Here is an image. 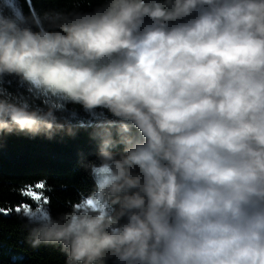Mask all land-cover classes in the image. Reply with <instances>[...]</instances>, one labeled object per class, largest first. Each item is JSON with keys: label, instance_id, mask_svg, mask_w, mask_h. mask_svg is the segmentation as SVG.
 Listing matches in <instances>:
<instances>
[{"label": "clouds", "instance_id": "9594fccd", "mask_svg": "<svg viewBox=\"0 0 264 264\" xmlns=\"http://www.w3.org/2000/svg\"><path fill=\"white\" fill-rule=\"evenodd\" d=\"M70 3L0 2V83L106 113L93 190L22 213L27 242L64 264H264V0ZM57 110L0 89V137L74 135Z\"/></svg>", "mask_w": 264, "mask_h": 264}, {"label": "trees", "instance_id": "16d2710c", "mask_svg": "<svg viewBox=\"0 0 264 264\" xmlns=\"http://www.w3.org/2000/svg\"><path fill=\"white\" fill-rule=\"evenodd\" d=\"M10 1L11 5H8ZM7 5L6 14L17 19L36 17L50 9L71 8L70 0H0ZM94 7L96 0H88ZM90 10V9H88ZM0 89L6 90L38 110L56 106L14 76L5 77ZM56 115L71 126L74 135L60 132L49 139L44 135L10 134L0 137V264H64L65 257L58 247L42 245L33 248L27 242V221L23 211L15 209L25 203L33 207L23 191L31 187L50 198L52 214L66 211V204L75 200L78 192H91L94 182L82 167V162L97 159V144L91 139L96 122L106 113L97 110L93 115L81 106L67 103L58 107ZM44 183L37 190L35 185ZM52 189V190H50ZM45 205H43V208ZM79 207V205H77ZM24 214V213H23ZM25 215V214H24ZM111 264V262H109Z\"/></svg>", "mask_w": 264, "mask_h": 264}, {"label": "snow or ice", "instance_id": "6c2138e0", "mask_svg": "<svg viewBox=\"0 0 264 264\" xmlns=\"http://www.w3.org/2000/svg\"><path fill=\"white\" fill-rule=\"evenodd\" d=\"M35 188H36L37 190H42V189L45 188V184H44V183H37V184L35 185ZM23 196H24V197H30V198H31L33 201H35V202H42L43 205H46V204L50 203V200H49L48 198H46V197L42 194L41 191H33V190L31 189V187L28 188L26 191H23ZM15 211H16L17 213L23 211V213H24L25 215H29V214L32 213V209H31V208L28 206V204H26V203H25L22 207H17V208L15 209ZM36 211H37V212L41 211V207L39 206V203H38V206L36 207Z\"/></svg>", "mask_w": 264, "mask_h": 264}, {"label": "rangeland", "instance_id": "374dc122", "mask_svg": "<svg viewBox=\"0 0 264 264\" xmlns=\"http://www.w3.org/2000/svg\"><path fill=\"white\" fill-rule=\"evenodd\" d=\"M8 2V5L12 6L10 1H7ZM36 94L38 95H42L44 96L46 99H48L50 101V103H52L53 105H56L58 107H61L62 109H65V106L67 103V101H64L62 98H56V97H49L47 94H43V93H40V92H37V91H34ZM88 112V111H87ZM89 114L93 115L94 112H88ZM30 198V197H29ZM31 199V198H30ZM32 201V205L33 207H37L38 206V203H39V206L41 207V210L43 209V204L42 202H35L31 199ZM33 207H30L31 209H33Z\"/></svg>", "mask_w": 264, "mask_h": 264}]
</instances>
